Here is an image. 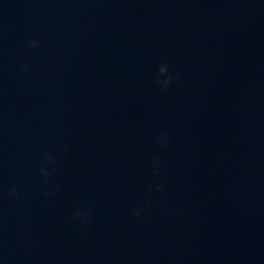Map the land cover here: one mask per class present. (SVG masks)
I'll list each match as a JSON object with an SVG mask.
<instances>
[{
    "label": "clouds",
    "instance_id": "clouds-1",
    "mask_svg": "<svg viewBox=\"0 0 264 264\" xmlns=\"http://www.w3.org/2000/svg\"><path fill=\"white\" fill-rule=\"evenodd\" d=\"M29 44L32 48H36L37 47V41L35 40H31L29 41ZM21 67L27 71L28 70V64L27 62H22L21 64ZM166 73H168V66L166 64L164 65H161L159 67V73L158 75L163 77L166 75ZM171 82V76L168 75L167 78L163 79V80H160V79H157V83L160 85L161 87V91H165L169 85V83ZM46 159H48L50 162L52 163H55V161L53 160V158L49 155L46 157ZM42 173L47 176L49 175V173L47 172L46 169H41ZM157 191H163V188L161 186H157ZM9 195L10 196H18L19 193L15 190V188H10L9 189ZM150 207V205H148ZM137 216H139V211H137L135 213ZM77 218L79 217H83V220H81V223H87L88 220H87V217H88V211L87 210H84V209H81L77 214H76Z\"/></svg>",
    "mask_w": 264,
    "mask_h": 264
}]
</instances>
